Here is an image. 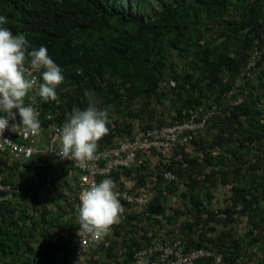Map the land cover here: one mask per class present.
Masks as SVG:
<instances>
[{"label":"trees","instance_id":"1","mask_svg":"<svg viewBox=\"0 0 264 264\" xmlns=\"http://www.w3.org/2000/svg\"><path fill=\"white\" fill-rule=\"evenodd\" d=\"M238 12L240 19L235 22ZM230 15L234 19L223 22V27L211 26ZM0 16L7 20L0 27L8 28L13 34H25L31 48L46 47L50 57L62 69L64 82L56 89L59 100L44 102L38 96L42 110L39 122L44 127L49 124L45 120L48 111L56 113V121L60 122L66 120L73 107L84 110L88 106L85 91L105 97L110 105L122 98L133 103L142 97L151 99L158 96L161 82L165 80L164 63L168 62L170 51L178 52L182 59L196 54L200 48L197 35L207 32L209 35L215 33L217 38H223V42L197 53L200 60L196 63L197 68L201 70L207 66L201 73V79L191 81L180 73L173 76L179 98L183 94L191 96L190 101L178 110L177 121L185 120L187 110L201 106L196 94L200 91L202 95V83H207L216 103L222 104L225 95L233 89L224 77L235 80L245 69L248 81L241 91L244 100L251 104L234 105L224 118L219 113L215 116L213 120L222 123L216 141L221 143L239 135L241 143L238 148L244 152V149L250 150L247 144L264 139L261 109L252 100L254 94L246 90L254 80L252 77L264 89V52L255 67L246 70L255 52L264 49V0H0ZM243 33L245 36L242 37ZM39 75L42 83V74ZM186 84H189L188 88ZM186 90L187 93L184 92ZM217 104L202 108L207 111ZM171 124L162 122L157 126L148 125L146 129ZM128 134L132 135V130ZM113 137L112 133L105 135L98 148L111 145ZM103 139L106 143H102ZM237 152L233 151V155L237 156ZM245 154L249 156V151ZM184 157L185 162L172 160L165 165L164 171L174 172L177 178H189L190 187L200 192L201 182L193 174L200 172V164L187 155ZM260 158L257 156V160ZM19 164L8 165V159L0 155V171H3V166L11 173L6 181L18 190L13 202L0 203V264H70L68 258L74 254L79 231V224L73 221L78 213L72 197L77 196V185L72 188L67 176L51 179L55 169L50 160H46L43 166L36 162L23 163L25 172L17 176ZM248 164L255 172L250 182H246L243 175ZM260 168L248 160L236 164L229 172L231 177L228 172L221 177L223 185H232L231 205L222 213H216L206 205L214 199L211 187L204 198L200 194L193 197L186 213L190 215L191 222L184 226L188 233L183 231L182 236L187 251L216 248L229 260L234 258L230 262L237 264L236 259L243 251V239L235 237L232 231L225 233L216 227L209 228V224L214 222L228 227L236 222L237 216H244L248 218V244L251 247L261 244L263 259L258 264H264V242L261 243L264 232V173H260ZM30 173H34V177H30ZM117 173L114 174L117 177H130L133 171L125 169L121 175ZM214 176L212 171L207 179L211 182ZM22 177L25 183L17 182ZM138 177L140 183L146 178L140 173ZM157 178L160 189L164 177L158 175ZM63 186L68 188L67 193ZM161 199H164L163 190L149 206L152 214L165 213L159 204ZM64 215H70L68 238L55 240V231L64 226ZM127 246L129 252L124 264H131L135 251L143 245L131 239ZM93 260V264H103L94 257ZM197 264L212 262L205 260Z\"/></svg>","mask_w":264,"mask_h":264},{"label":"rangeland","instance_id":"2","mask_svg":"<svg viewBox=\"0 0 264 264\" xmlns=\"http://www.w3.org/2000/svg\"><path fill=\"white\" fill-rule=\"evenodd\" d=\"M237 15L239 16L235 19L230 15L222 21L214 22L211 26L221 28L225 24L223 22H227L230 19H234L236 22L237 19H240V13L238 12ZM241 36L243 37L245 34L243 33ZM251 37H253V35ZM197 38L200 45L197 53H201V51L208 46L213 47L215 44L220 45L223 42V38H217L215 33L209 35L207 32H201L197 35ZM258 40L259 37L256 40L257 43ZM197 53L190 55L186 59H182L178 55V52L170 51V58L168 62L164 63V68L166 70L165 80L163 83L161 82L158 96H154L151 99L142 97L136 102L129 103L126 99L122 98V100H119L117 103L110 105L105 97L95 96L97 107L108 110L110 121L108 125V133L114 135V143L132 137L138 131L146 129L148 125L157 126L162 122L165 124H171L177 121L178 110L184 105V103L190 101L191 96L183 94L182 98H179V95L177 94L178 91L175 90L177 88V83L173 80V76L180 73L181 76L185 75L191 81L201 79V73L207 66L205 65L203 68L201 67V70L197 68L196 63L200 62V60L197 59ZM230 53L232 56L235 55L234 52ZM244 72L245 69H243L240 76L235 80L229 76L224 77L225 82L229 86H233V89L230 93L225 95L222 104L216 103L215 96L211 94V91L207 87V83H202V95L200 94V91H197L196 94L201 102L200 107L217 104L216 106L219 109L218 115H221L220 117L224 118L225 115H228L230 108L232 109L234 105H250L251 102L249 103L244 100L245 97L241 91V88L244 87L246 85L245 83L248 81L246 74H243ZM252 78L254 80L247 85L246 90H249L254 94L252 100L259 105V109H261L262 113L261 117L264 118V89L262 90L260 88L258 80L255 79V77ZM188 86L189 84H186V88H188ZM66 91H69V88L66 89ZM184 92L187 93L188 91L186 90ZM58 94L59 91H57V95ZM33 95L34 94L31 91L25 98L26 106L30 104V97ZM41 101L43 100L41 99ZM13 111L16 112L17 110L14 109ZM221 125L222 123L219 122V120H213L208 129L191 145L171 150L164 155L153 154L150 157L141 158V163L132 168L133 174L130 177H124V175L119 177L116 175L113 176L112 181L115 184L114 190L119 188L128 189L127 187H130L135 191L137 189L145 188L153 194L154 197L160 194V190H163L164 199H161L159 204L165 210V213L163 215H158L156 213L152 214L149 209L150 205L145 207H132L127 206L125 202H120L123 207V213L121 214L120 222L113 225L109 233L104 237L106 244H104V242L101 244L104 245L100 251L102 262L99 261L101 263L123 264L122 256L117 259L112 250H110L113 241H119V243H121L120 245L125 248L132 238H135L136 240L139 239L140 241L146 239L142 243L138 241L141 245L162 239L168 242H171L173 239H181L185 243V238H182V236H184L183 231L188 233V229L184 230V226L187 227L191 222L190 215L186 213L192 205V199L194 196L200 194V197L204 198L206 191L211 187L214 199L211 204H205L209 209L216 213H222L223 210L231 205L230 198L232 196V185H223L222 183L221 177H225L226 172H228L229 175V172L231 173L236 164L250 160L252 164L261 167L260 173H264V139L259 142H254L253 144H247L250 150L244 149V152H242L238 148L241 143V141H239V138L241 139L239 135L230 137V140L228 139L227 141L217 143L216 138L218 137ZM129 130H132V135L128 134ZM102 143H106L105 139H103ZM233 151H238L237 156L233 155ZM246 151H249V156L245 154ZM184 155H187L190 159L196 160V162L200 164V167L198 168V171L200 172L193 173L194 177L196 176L201 182L200 192H197L196 189L190 187V180L186 177L177 178V180L174 181L176 183H173V181H167L164 178L159 189V184L156 181V178L161 172H164L166 169L165 165L170 164L172 160L175 162L184 161ZM241 156H245V158H241ZM257 156L261 157V160H257ZM238 157H240V159ZM46 160H50L54 164L55 170L51 179H61L62 177L64 178L67 176L69 180L68 183H70L72 188L75 189L77 183L69 179L70 172H73L71 171L72 169H70L69 166H64L55 158L48 157ZM14 163L15 162L8 160V165ZM250 165L251 164L246 165V170L243 171L246 182H250L255 173L254 169L250 168ZM2 169L5 177L10 176L11 173H9L8 170L3 166ZM67 169H69V171H67ZM212 171L216 176L211 177L210 182V180L207 179V175L212 173ZM16 172L17 176L25 172L22 162H20L19 168L16 169ZM121 173L122 171L118 172L117 175H121ZM139 173L143 177H146L141 183L138 177ZM30 175V177H34V173H30ZM176 176L178 177V175ZM229 177H231V175H229ZM17 182L25 183V180L22 177L18 178ZM139 183L140 185H138ZM25 185L27 187L28 184ZM62 188L67 193L68 188H64V186ZM262 193H264V190ZM68 194L70 195V193ZM72 197L74 200L76 199L75 195H72ZM262 203L264 206V200H262ZM65 216L67 215H64V224L67 219ZM247 219L248 218L244 216H237L236 222L231 223L228 227L221 224L215 225L214 222H211L209 228L216 227L218 231H225V233L232 231V233L235 234V237L241 240L243 239V251L241 256L236 259V263L258 264L259 261L263 259V254L260 251L261 244L257 247H251L248 244L250 239L246 236ZM60 234V237H65V234L62 233V229L55 231L56 236ZM261 239V243H263L264 232L262 233ZM214 249L218 252L216 248ZM72 258V256L69 257L70 260H72ZM224 258L227 264H233L230 261L231 259L233 261L234 258L231 257L230 260L226 256H224ZM93 261L94 260L92 259V264Z\"/></svg>","mask_w":264,"mask_h":264},{"label":"built area","instance_id":"3","mask_svg":"<svg viewBox=\"0 0 264 264\" xmlns=\"http://www.w3.org/2000/svg\"><path fill=\"white\" fill-rule=\"evenodd\" d=\"M262 52L264 49L255 52L247 66V71L255 67L257 60L262 56ZM33 75L41 83L39 73H33ZM32 91L34 95L30 97V104L37 110L38 119H40L42 110L38 95H36L37 89L34 88ZM218 113L219 109L216 105L207 111H204L202 107L189 109L185 112L184 121H176L171 125L151 129H142L132 137L98 148L95 158L86 161L83 165L56 155L60 148L57 129L66 120L56 121V113L48 111L45 115V120L49 122L48 126L41 125L39 133L32 135L26 132L23 127L11 130L12 125H20V118L17 115L16 120L9 121V128L0 135V140L12 142L9 145L0 141V155L7 159L9 157L8 160L11 162H36L40 166L45 164L48 157H52L64 166H69L71 171L78 174L77 196H75L76 207L78 208L79 195L85 188L93 183H99L103 179L112 180L115 173L138 166L141 163V158H147L153 154L164 155L171 150L191 145L206 131L208 123ZM159 175L167 181L177 180V176L172 171L166 170ZM115 191L118 193L119 201L130 206L145 207L150 205L155 198L145 188L133 193L121 189ZM17 192L18 190L6 181L4 172L0 171V203L13 202ZM77 235V246L71 264H90L92 251L104 242V238L97 242L80 231ZM133 259L132 264H197L199 261L208 259H214L216 264H226L223 255L212 249L198 248L187 251L185 243L181 239H173L171 242L162 239L146 243L135 251Z\"/></svg>","mask_w":264,"mask_h":264},{"label":"clouds","instance_id":"4","mask_svg":"<svg viewBox=\"0 0 264 264\" xmlns=\"http://www.w3.org/2000/svg\"><path fill=\"white\" fill-rule=\"evenodd\" d=\"M6 23V18L0 16V25ZM30 48L25 34H13L8 28L0 27V113H3L0 135L9 128V121L16 120L17 112L20 125H12V131L23 127L32 135L39 133L38 112L31 104L25 105V98L34 88L44 102L59 100L56 89L64 82L61 67L50 57L46 47ZM33 73H41L43 82L40 83ZM84 95L88 106L84 110L73 107L65 123L57 129L60 148L56 154L82 165L95 158L98 143L108 134L110 123L108 110L97 107L94 93L85 91ZM0 141L12 144L10 140ZM114 189L111 179H103L79 195V231L93 241L102 240L111 227L120 222L123 207ZM208 260L216 264L214 259Z\"/></svg>","mask_w":264,"mask_h":264},{"label":"crops","instance_id":"5","mask_svg":"<svg viewBox=\"0 0 264 264\" xmlns=\"http://www.w3.org/2000/svg\"><path fill=\"white\" fill-rule=\"evenodd\" d=\"M67 171H69V169H67ZM72 174V175H71ZM69 179L70 180H72V181H75L76 183H78V174L76 173V172H70V175H69ZM125 177V176H124ZM127 177V176H126ZM77 185V184H76ZM128 188V190H132L130 187H127ZM137 190H139V189H137ZM136 191V190H135ZM127 206H130V205H128V204H126ZM132 207H135V206H132ZM141 207V206H140ZM77 209V208H76ZM76 216V218L73 220V221H75L76 222V224H78V213L75 215ZM67 219H66V221H65V224H64V226H63V228H62V233H64L65 234V237H60L61 236V234L60 235H58V236H56L55 235V240H59V239H64V238H68V229H69V226H70V220H69V217H70V215H67V216H65ZM143 237H144V235H143ZM132 239H134V240H136L135 238H132ZM142 240V239H141ZM146 240V239H145ZM145 240H142V241H140L139 239L138 240H136L137 242L139 241V242H143V241H145ZM129 243H131V240H130V242ZM128 243V244H129ZM104 244H106L105 243V241H104ZM121 243H119V241H113L112 242V247L110 248L111 250H112V252L114 253V255L117 257V259H118V257H120V256H122V259H123V264L125 263V261L127 260V254H128V244L126 245V248L125 247H123L122 245H120ZM140 244V243H139ZM102 246H104V245H100L99 247H97V248H95L93 251H92V253H91V260L93 259V257H94V259L95 260H100L101 261V256H100V254H101V249H102ZM68 262L69 263H71V260L68 258Z\"/></svg>","mask_w":264,"mask_h":264}]
</instances>
